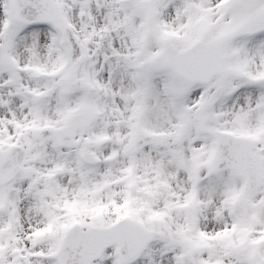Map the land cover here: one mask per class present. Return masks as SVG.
Returning a JSON list of instances; mask_svg holds the SVG:
<instances>
[{
  "label": "snow or ice",
  "instance_id": "6c2138e0",
  "mask_svg": "<svg viewBox=\"0 0 264 264\" xmlns=\"http://www.w3.org/2000/svg\"><path fill=\"white\" fill-rule=\"evenodd\" d=\"M0 264H264V0H0Z\"/></svg>",
  "mask_w": 264,
  "mask_h": 264
}]
</instances>
